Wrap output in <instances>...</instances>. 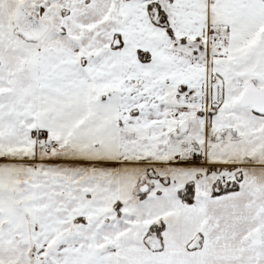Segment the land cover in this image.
I'll use <instances>...</instances> for the list:
<instances>
[{
	"label": "snow or ice",
	"instance_id": "6c2138e0",
	"mask_svg": "<svg viewBox=\"0 0 264 264\" xmlns=\"http://www.w3.org/2000/svg\"><path fill=\"white\" fill-rule=\"evenodd\" d=\"M0 264H264V0H0Z\"/></svg>",
	"mask_w": 264,
	"mask_h": 264
}]
</instances>
